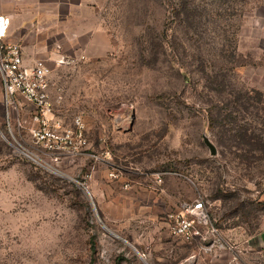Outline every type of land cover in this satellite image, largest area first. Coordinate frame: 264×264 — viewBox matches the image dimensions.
Here are the masks:
<instances>
[{
    "label": "rangeland",
    "instance_id": "1",
    "mask_svg": "<svg viewBox=\"0 0 264 264\" xmlns=\"http://www.w3.org/2000/svg\"><path fill=\"white\" fill-rule=\"evenodd\" d=\"M0 12L27 62L48 66L50 123L71 132L35 163L13 145L41 152L36 107L21 99L8 125L0 104V264H264L252 140L264 0H0ZM201 198L217 252L171 233L169 215Z\"/></svg>",
    "mask_w": 264,
    "mask_h": 264
},
{
    "label": "built area",
    "instance_id": "2",
    "mask_svg": "<svg viewBox=\"0 0 264 264\" xmlns=\"http://www.w3.org/2000/svg\"><path fill=\"white\" fill-rule=\"evenodd\" d=\"M11 25V15L0 12V104L5 111L8 125L12 113L23 109L21 99L36 107V112L30 117V122L35 125L30 132L35 147L41 152L29 149L16 139L13 146L19 154L40 164L43 161L41 153L46 155V151L58 150L60 147L56 142L70 138L71 132L68 130L59 135L58 129L51 125L48 116L53 113L54 103L51 98L49 68L42 59L27 62L23 46L19 41H12L10 38ZM26 121L21 117L16 123L19 127H24ZM76 124L82 125L80 118L76 119ZM0 133L8 141L1 130ZM169 218L172 224L171 233L175 237L198 244L205 253L222 250V245H216L219 244L217 241L207 243L209 238L218 236L219 231L210 217L204 199L181 203L179 209L170 214ZM216 246L218 249H215ZM237 259L238 255L234 257V260Z\"/></svg>",
    "mask_w": 264,
    "mask_h": 264
},
{
    "label": "trees",
    "instance_id": "3",
    "mask_svg": "<svg viewBox=\"0 0 264 264\" xmlns=\"http://www.w3.org/2000/svg\"><path fill=\"white\" fill-rule=\"evenodd\" d=\"M216 121V119H213L212 122L214 123ZM248 127L244 128V129H240V128H234L232 131L234 132V135H240V131H243V134L241 133V135H246L248 134ZM261 132H254L253 136H252V140L253 142H255V144L261 146V149L264 151V131L260 130Z\"/></svg>",
    "mask_w": 264,
    "mask_h": 264
},
{
    "label": "water",
    "instance_id": "4",
    "mask_svg": "<svg viewBox=\"0 0 264 264\" xmlns=\"http://www.w3.org/2000/svg\"><path fill=\"white\" fill-rule=\"evenodd\" d=\"M208 145L211 147L212 152L215 153V148H214L213 144L210 143V141H208Z\"/></svg>",
    "mask_w": 264,
    "mask_h": 264
},
{
    "label": "crops",
    "instance_id": "5",
    "mask_svg": "<svg viewBox=\"0 0 264 264\" xmlns=\"http://www.w3.org/2000/svg\"><path fill=\"white\" fill-rule=\"evenodd\" d=\"M15 16V15H14Z\"/></svg>",
    "mask_w": 264,
    "mask_h": 264
}]
</instances>
